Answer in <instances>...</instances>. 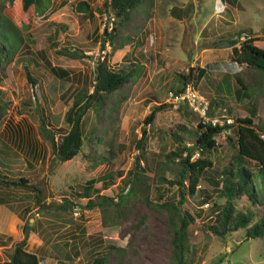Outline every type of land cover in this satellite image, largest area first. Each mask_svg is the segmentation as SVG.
I'll return each mask as SVG.
<instances>
[{"label":"rangeland","instance_id":"374dc122","mask_svg":"<svg viewBox=\"0 0 264 264\" xmlns=\"http://www.w3.org/2000/svg\"><path fill=\"white\" fill-rule=\"evenodd\" d=\"M82 1L92 7L91 17L76 10V4ZM103 1L52 0V7L45 16L35 15L32 9L23 12L21 0L3 7V14L22 29L23 44L28 52L22 48L15 55L6 66V77L0 81L7 104L0 122V176L28 178L40 189L41 201L35 203L34 193L23 188L5 190L8 202L0 205V263L8 260L13 242L26 237V249L37 255L39 264H91L93 256L104 255L108 246L112 249L107 255V264L170 262L173 226L168 211L138 199L120 202L117 207L108 204L89 209L87 197L82 193L86 182L95 180L99 195L119 203L117 194L127 191L126 173L133 168L137 158L140 167L150 168L145 172L149 184L160 174L173 179L178 166L168 163L165 154L174 152L177 146H191L197 136L199 121L186 106L171 102V93L180 85L178 74L187 73L190 67L176 66L174 62L170 67H166V63L161 64L164 65L162 68L155 66L153 61L145 60L150 57L149 53L141 51L143 44L137 45L145 37L141 36L133 43L137 30L153 31L144 8L135 9L134 23L118 27L109 44L104 30L110 31L106 28L110 21L97 11L102 9ZM166 1L162 10L170 6H166ZM261 16L252 12L249 21L264 20V9ZM250 27L256 28V25ZM50 35L57 47H50L47 40ZM63 47L76 50L83 57L70 60L58 56L55 50ZM103 58L114 70H128L130 63L140 64L143 68L107 97L98 112L92 108L86 112L83 117L86 136L81 151L73 159L60 162L50 140L40 130L42 119L53 141L58 142L68 129L64 115L71 106L73 95L79 89L92 91L95 67ZM188 59L187 54L183 60ZM46 61L51 67L67 71V77L53 74ZM26 70L36 81L34 86L27 80ZM253 70L254 76L244 72L246 88L241 89L239 85L237 88L246 95L242 102L250 101L255 106L258 115L252 117L254 127L264 132V70ZM193 83L211 102L206 84H195L194 80ZM223 88L224 84H221ZM233 91L229 92L232 96ZM234 103L233 97L225 98L213 107L210 103L211 120H223L219 117V108L225 109V114L233 119L232 127L217 136L218 147L209 155L213 166L207 171L215 179L236 153L235 119L248 112L241 105L235 107ZM160 104L167 107L155 114L152 124L144 125L145 117ZM106 174H112V178L102 182L100 179ZM107 182L109 184L105 186ZM214 187L202 179L199 192L189 196L181 208L194 216L186 231L189 264H264V238L247 239L243 230H238L221 239L207 230L206 226L214 221L216 214L212 203L222 200L216 192L206 200L201 191L211 194ZM5 192L0 188V195ZM170 192H175V187ZM64 198L74 202L72 209L62 210L57 206ZM90 198L98 200L95 193L90 194ZM150 198H154L153 192ZM263 209L258 205L255 210L260 214Z\"/></svg>","mask_w":264,"mask_h":264},{"label":"trees","instance_id":"16d2710c","mask_svg":"<svg viewBox=\"0 0 264 264\" xmlns=\"http://www.w3.org/2000/svg\"><path fill=\"white\" fill-rule=\"evenodd\" d=\"M144 0H104L102 9H98L100 15L113 18L110 31L104 30L107 37V43L115 37L117 28L124 27L131 19L132 12L139 7ZM14 0H0V81L6 77V66L11 62L15 55L27 46L22 35V29L18 28L10 19L3 14V7L6 3L11 4ZM23 12H29L32 9L37 16H45L52 7V0H21ZM76 10L80 13L92 16V7L87 2H78ZM104 11V12H103ZM107 12L111 13L110 15ZM110 20V19H109ZM62 28L63 26H58ZM245 38L240 42L238 49H233L232 56L237 64H245L252 69L264 70V50L254 45V38L251 37L250 30H244ZM50 47H57V43L53 41V36L47 38ZM105 44V40L103 41ZM58 56L65 57L70 60L82 58V53L67 47L55 50ZM106 57V56H105ZM50 71L62 78L67 77L68 72L51 67ZM128 70H114L107 63V59L103 58L98 61L95 67L94 83L92 91L88 93L84 89H79L73 95L71 106L65 112L64 121L68 125V129L64 132L58 142H54L51 133L46 128L44 121L40 124V130L45 138L50 140L55 156L60 162H66L73 159L81 151L84 139L85 128L83 117L86 112L92 108L98 112L103 101L107 97L118 91L132 77L136 71L143 68L140 64H130ZM142 70V69H141ZM205 70L198 68H190L187 73L178 74L179 86L174 88L173 93H180L185 85L193 81H198L204 76ZM26 78L29 83L34 86L36 81L30 76L26 70ZM241 85V84H240ZM245 89L244 86H240ZM212 103V102H210ZM167 107L165 104L154 106L151 112L145 117L144 125L153 123L155 114ZM253 108L255 106L252 105ZM7 104L3 98V91L0 89V122L4 118ZM190 112V111H189ZM192 113V112H190ZM193 114V113H192ZM195 115V114H194ZM196 116V115H195ZM198 117V116H197ZM254 115L250 117L235 119L236 136V153L230 158V161L220 171L219 178L209 176L208 169L212 168L213 163L209 155L217 149L216 138L224 130L231 128V125H212L211 123L199 121L196 124L197 136L191 146H177L174 152L165 154L168 163L177 164L175 177L173 179L165 178L164 174H160L154 183H148L145 172L146 165L140 167V159H136L133 168L126 175L128 181V189L124 194H117L119 203L113 198L98 194L95 186V180L86 182L82 193L87 197L86 207L92 209L94 207L103 208L105 205L118 206L120 202L128 203L127 200L138 199L144 203L154 204L158 208L168 211L170 222L173 226V234L171 239L172 254L169 264H189L187 244V228L190 222L194 221V216L186 211H181L182 206L187 202L189 196H194L198 190L199 182L205 179L214 184L211 194L204 190L201 193L208 200L210 195L216 192L221 203L213 202L212 206L216 210L214 221L207 225V230L218 238H225L226 235L243 230L247 239H263L264 238V209L257 214L256 207H264V138L260 137L259 132L253 124ZM143 131V135H145ZM179 139V136L176 135ZM7 149L5 145L2 144ZM197 151L198 157L194 156ZM165 169L163 166L162 169ZM112 178V174H106L100 180ZM109 182L104 185H108ZM175 187V192H170ZM0 188L5 192L7 189L23 188L34 193V202L41 201V191L35 185L29 182L28 178L20 177L18 179H7L0 176ZM154 193V198H150V194ZM95 193L98 200H92L90 194ZM8 202V194L5 192L0 195V205ZM74 202L64 198L57 206L62 210L72 209ZM240 206V207H239ZM28 228V225L26 226ZM33 231V228L30 229ZM27 237L22 241H14L12 244L11 254L8 260L0 264H39V258L36 254L26 249ZM112 249L107 247V252L94 255L91 264H107V255ZM92 254H95L94 252Z\"/></svg>","mask_w":264,"mask_h":264},{"label":"crops","instance_id":"0c3cea01","mask_svg":"<svg viewBox=\"0 0 264 264\" xmlns=\"http://www.w3.org/2000/svg\"><path fill=\"white\" fill-rule=\"evenodd\" d=\"M164 1L144 0L136 9L138 11L143 7L144 15L149 17L148 23L153 25V31L144 28V31L137 30L133 41L145 37L142 43H137L140 46L143 44L142 52L149 53L150 58L145 60L153 61L155 66L161 68L164 66L161 64L166 63V67H170L174 62L176 66L184 64L186 67L204 69V76L198 83L206 84L212 107L225 98L233 97L235 107L241 105L248 111L238 117H256L258 113L251 102H242L246 95L237 88L238 85L246 88L244 72L254 76V70L245 64H237L232 52L239 48L245 38L244 33H241L244 30H250L251 37L255 39L254 45L264 50V20L249 21L252 12L261 16L264 0H170L171 3L166 1V6L170 4L169 8L162 10ZM136 11L132 12L129 21L132 24ZM145 11L148 12L145 14ZM251 24L256 25V28H251ZM128 37L129 34L126 35ZM187 54L189 59L184 61ZM221 84H224L223 89ZM231 89L234 90L233 96L229 93Z\"/></svg>","mask_w":264,"mask_h":264},{"label":"built area","instance_id":"2783aa9c","mask_svg":"<svg viewBox=\"0 0 264 264\" xmlns=\"http://www.w3.org/2000/svg\"><path fill=\"white\" fill-rule=\"evenodd\" d=\"M105 18L107 20L110 19V26L106 27L108 28L107 30H110L113 18L108 19L106 16ZM171 102L173 104H183L190 112L198 116L202 120V122L211 123L212 125L218 124L220 126L226 124L230 125L233 123V119L231 117L229 118V116L225 114L226 110L220 108L218 109V111L221 112L219 117L223 120H220L218 118H214L211 120L208 114L210 108V100L206 96L200 94L193 81L188 82L180 93L176 94L172 92ZM260 137L264 138V134H260ZM193 157H198V153L194 154Z\"/></svg>","mask_w":264,"mask_h":264}]
</instances>
